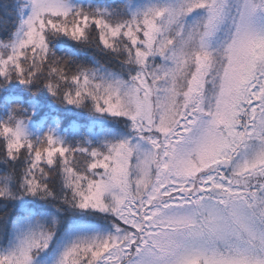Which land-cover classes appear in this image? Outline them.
<instances>
[{"label": "snow or ice", "instance_id": "1", "mask_svg": "<svg viewBox=\"0 0 264 264\" xmlns=\"http://www.w3.org/2000/svg\"><path fill=\"white\" fill-rule=\"evenodd\" d=\"M50 37L119 67L57 57ZM0 48V86L89 101L133 135L69 147L32 138L26 109L0 119V264H264V0H25Z\"/></svg>", "mask_w": 264, "mask_h": 264}, {"label": "trees", "instance_id": "2", "mask_svg": "<svg viewBox=\"0 0 264 264\" xmlns=\"http://www.w3.org/2000/svg\"><path fill=\"white\" fill-rule=\"evenodd\" d=\"M145 0H83L94 6L108 9L129 7L132 3ZM25 0H0V42H7L17 27V23L23 12ZM50 48L57 57L71 58L78 64L87 67L99 68L101 72L116 71L118 62L111 57L104 55L95 48L68 41L66 38L50 37ZM0 51L5 49L0 48ZM70 60V63H71ZM75 67V64L72 65ZM89 101H85L81 107L66 106L52 98L46 90H29L18 82L9 81L0 86V119H12L26 109L29 114L28 123L37 125V129L30 132L32 138L41 135L48 129H55L56 134L69 147L77 144L89 147L104 149L106 143L120 140L116 131L111 128H103L105 121L97 123L94 117L98 114L89 110ZM104 118L107 114H101ZM100 124V125H99ZM2 203V201H0ZM7 207H12L11 204ZM6 209L0 208V211ZM53 215L68 217L67 212L56 213L50 210ZM70 220L65 221L69 223ZM64 224L61 225V228Z\"/></svg>", "mask_w": 264, "mask_h": 264}, {"label": "rangeland", "instance_id": "3", "mask_svg": "<svg viewBox=\"0 0 264 264\" xmlns=\"http://www.w3.org/2000/svg\"><path fill=\"white\" fill-rule=\"evenodd\" d=\"M146 2L147 0L141 1V2L140 1L134 2L129 7L136 8ZM94 120L97 123H101L102 121H105L106 123H108V124H103V128L108 129L112 127L116 131L117 136L120 137V140L121 139H133L132 129L130 128V122L124 120L123 118H115V117H111L108 115H106L103 118L101 114H98L94 117ZM27 127H28L29 132H32L35 129H37V125L33 123H28ZM69 223H71L73 227L79 224L97 225V226L103 227V226H106L107 221L100 217H82L79 215H75L74 217L71 218V221Z\"/></svg>", "mask_w": 264, "mask_h": 264}]
</instances>
